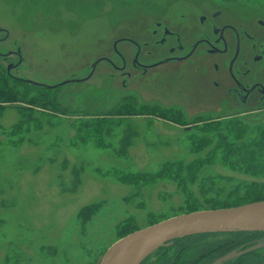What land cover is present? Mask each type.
Masks as SVG:
<instances>
[{
    "label": "rangeland",
    "instance_id": "374dc122",
    "mask_svg": "<svg viewBox=\"0 0 264 264\" xmlns=\"http://www.w3.org/2000/svg\"><path fill=\"white\" fill-rule=\"evenodd\" d=\"M200 8L226 10L234 22L264 16V0H0V28L8 34H0V52L22 56L11 75L43 86L20 88L35 105L0 99V264H98L128 235L119 236L122 226L143 229L187 214L190 204L209 210V199L224 200L237 185L264 183V174L230 170L218 157L198 170L193 183L186 174L183 184L118 181L204 158L216 140L210 148L191 151L192 138L207 135L203 122H196L201 118L222 125L231 117L241 120L246 141L264 133V107L225 102L210 85L209 67L196 71L192 64L169 63L143 75L132 65L135 47L120 43L114 50L118 39L147 41V32L159 23L178 30L194 26ZM115 51L122 53L130 77L119 72ZM144 51L142 61L148 63L163 53L161 47ZM101 57L117 68L102 61L88 80L45 87L85 79ZM15 61V56L0 58V88L3 80L10 83L5 68ZM122 104L137 113L109 114ZM153 106L178 111L183 124L146 113ZM98 122L105 125L101 132L93 129ZM85 208L92 209L86 219ZM260 247L264 240L254 248Z\"/></svg>",
    "mask_w": 264,
    "mask_h": 264
},
{
    "label": "flooded vegetation",
    "instance_id": "af4514ba",
    "mask_svg": "<svg viewBox=\"0 0 264 264\" xmlns=\"http://www.w3.org/2000/svg\"><path fill=\"white\" fill-rule=\"evenodd\" d=\"M199 10L194 26L183 24L179 27L180 30L171 26L164 27L167 31L147 32V41H134L133 67L145 74L168 63L192 64L196 71L204 70L206 66L209 67L207 69L211 87L225 102H237L241 105L256 103L255 108L264 107V16L253 20L252 24L248 18L239 22L230 21L225 14L226 10L219 8L209 12L204 8ZM193 20L190 19V22ZM159 27L160 25L157 28ZM1 29L0 34L5 33L4 29ZM147 47H161L163 53H155L153 63L142 61ZM150 54L151 51H148L147 55ZM10 56H15L16 61L7 64L5 69L7 70L8 65H13L6 74L14 80L16 77L11 75V71L16 69V64L20 62L19 54L10 50L0 52L3 62ZM118 59L123 64L122 69H125L126 61L121 54ZM157 63L161 64L154 66ZM262 240L264 235L252 233L231 240L234 242L222 241L226 244L214 246L216 249L220 247L221 250H211L210 254L199 253L195 264H212L217 259L222 261L220 264H264V247L254 248ZM164 247H170L167 255H154L145 264H160L161 260H164L162 264H170L174 256L170 252L175 251L177 247L172 243ZM232 254L234 257L228 259Z\"/></svg>",
    "mask_w": 264,
    "mask_h": 264
},
{
    "label": "trees",
    "instance_id": "16d2710c",
    "mask_svg": "<svg viewBox=\"0 0 264 264\" xmlns=\"http://www.w3.org/2000/svg\"><path fill=\"white\" fill-rule=\"evenodd\" d=\"M7 81L6 83L3 80V86L0 88V99L5 102H26L29 105L37 104L35 99L26 101V91L22 92L20 88H25L26 90H35L32 87L26 86L25 83L11 80L4 75ZM7 77V78H6ZM12 83V84H11ZM48 100L49 105L57 107L53 103V97L48 96V94L43 96ZM125 104L119 105L116 110L110 112V115H120V113H125V115L135 114L134 107L124 106ZM146 113L157 116L158 119L169 121L175 125L183 124L182 116L178 111L175 110H163L158 109L157 107L146 108L144 109ZM115 117V116H114ZM196 122H203L202 132L207 134L203 137H193L191 140V151L197 153L204 150L205 148H210L213 140H216V145L210 149L206 156L202 159H197L191 164L184 166L181 162H174L172 164H165L161 167V170L156 174H135L133 176H124L122 175L118 178V181L124 184H139L143 185L153 183L160 179H168L180 184H183L184 181L183 174H186L188 182L193 183L195 181V176L198 170L204 164H211L214 162L216 157L219 158L220 162L228 167L230 170L239 169L244 170L245 174H248L252 177H257L264 174V133L260 138L253 141L244 140V136L247 133L246 125L239 119L231 117L222 125L221 121L201 118ZM103 122L97 123L94 126V131H102ZM128 139L126 136L123 141L125 142ZM128 142V140L126 141ZM125 142V144H126ZM97 145H100L97 142ZM102 147V145H100ZM240 190H242V195H240ZM183 193L187 192L186 187L181 190ZM187 196V193H186ZM189 199V197H187ZM264 201V183H249L247 185H237L232 191L227 193V196L224 200H215L209 199V210L215 209H225L231 207H237L240 205ZM92 208V206H90ZM187 213L202 210L197 206L189 205ZM92 209L85 208L81 212L82 218L85 219L91 215ZM136 228L130 227V225H125L119 228V236L123 237L127 234L136 231ZM258 234L264 235V232H231V233H209V234H198L187 236L184 238L173 240L171 243L175 244L177 249L173 252H170L173 259L170 264H195L198 260V254H210L211 250H221L219 248H214L217 242V245H225L224 242H229L231 240H236L242 236L249 234ZM222 237L221 239H216ZM185 241L184 243H180ZM234 242V241H231ZM169 248L160 247L152 255L146 258L141 264H145L148 260L157 254L167 255ZM164 263V260L160 261V264Z\"/></svg>",
    "mask_w": 264,
    "mask_h": 264
},
{
    "label": "water",
    "instance_id": "95a60500",
    "mask_svg": "<svg viewBox=\"0 0 264 264\" xmlns=\"http://www.w3.org/2000/svg\"><path fill=\"white\" fill-rule=\"evenodd\" d=\"M160 25L159 28H157ZM154 30H164L161 24H156ZM5 30H3L4 32ZM164 31H167L166 29ZM6 35L7 32L5 31ZM120 43H128L134 47L135 42L127 39H118L114 42V50ZM20 57V62L16 64L18 67L21 64L22 56L20 52H17ZM121 52H114L113 56H119ZM115 58V57H114ZM118 59V58H116ZM109 60V61H108ZM105 61L110 64L111 67L117 68L115 63L109 58H98L91 65L90 72L85 79L74 80L70 79L66 82L58 84V86H45L48 88H58L68 83L82 82L88 80L94 73L96 66ZM157 61H155L156 63ZM153 63V62H152ZM161 63L154 64L157 66ZM169 64V63H168ZM123 64L120 67L119 72L123 78L130 77L131 74L125 69H122ZM160 67V66H159ZM13 68V65L7 66V72ZM158 68V67H157ZM156 69V68H155ZM154 70V69H153ZM142 72V71H141ZM148 71L143 74L146 75ZM16 81L27 83L31 86L43 87L37 83L24 79L13 78ZM122 80V86L125 84ZM229 103V102H228ZM253 104V103H251ZM241 105L248 107V105ZM256 104V103H255ZM255 107V106H254ZM231 232H264V201L248 203L237 207L215 209V210H202L192 213L182 214L159 223L150 225L143 229L136 230L127 236L119 239L113 243L101 256L98 264H110L112 260L121 258L125 250H130L138 245L147 244L153 246V248L144 254L135 264H141L146 258L152 255L158 248L168 246L173 240L184 238L187 236L209 233H231ZM120 264V262L118 263Z\"/></svg>",
    "mask_w": 264,
    "mask_h": 264
},
{
    "label": "bare ground",
    "instance_id": "6f19581e",
    "mask_svg": "<svg viewBox=\"0 0 264 264\" xmlns=\"http://www.w3.org/2000/svg\"><path fill=\"white\" fill-rule=\"evenodd\" d=\"M152 248L153 246L147 244L138 245L130 250H125L120 259L116 258L112 260L110 264H118L119 262L120 264H135L140 257L149 252Z\"/></svg>",
    "mask_w": 264,
    "mask_h": 264
}]
</instances>
